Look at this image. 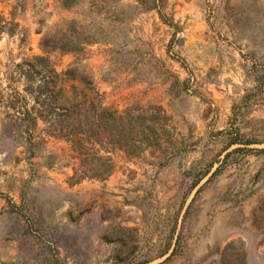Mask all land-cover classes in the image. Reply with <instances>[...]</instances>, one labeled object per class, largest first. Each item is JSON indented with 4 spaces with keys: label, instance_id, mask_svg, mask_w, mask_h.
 <instances>
[{
    "label": "rangeland",
    "instance_id": "rangeland-1",
    "mask_svg": "<svg viewBox=\"0 0 264 264\" xmlns=\"http://www.w3.org/2000/svg\"><path fill=\"white\" fill-rule=\"evenodd\" d=\"M1 18L0 264H264V0Z\"/></svg>",
    "mask_w": 264,
    "mask_h": 264
},
{
    "label": "trees",
    "instance_id": "trees-1",
    "mask_svg": "<svg viewBox=\"0 0 264 264\" xmlns=\"http://www.w3.org/2000/svg\"><path fill=\"white\" fill-rule=\"evenodd\" d=\"M6 25L10 26V27L7 28V31L10 33V32H12V29L11 28H13L15 25H17V23L16 22H13V21H7V20L1 18L0 19V30H2L3 28H5ZM74 46L75 45H71L69 48H74Z\"/></svg>",
    "mask_w": 264,
    "mask_h": 264
}]
</instances>
